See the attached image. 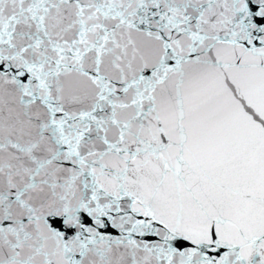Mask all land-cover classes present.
<instances>
[{
  "label": "snow or ice",
  "instance_id": "1",
  "mask_svg": "<svg viewBox=\"0 0 264 264\" xmlns=\"http://www.w3.org/2000/svg\"><path fill=\"white\" fill-rule=\"evenodd\" d=\"M0 264H264V0H0Z\"/></svg>",
  "mask_w": 264,
  "mask_h": 264
}]
</instances>
